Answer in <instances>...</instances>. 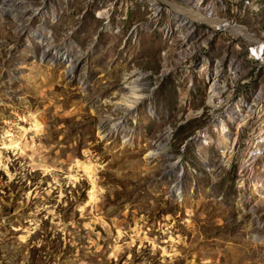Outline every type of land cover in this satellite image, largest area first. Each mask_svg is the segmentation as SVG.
I'll use <instances>...</instances> for the list:
<instances>
[{
  "label": "rangeland",
  "instance_id": "1",
  "mask_svg": "<svg viewBox=\"0 0 264 264\" xmlns=\"http://www.w3.org/2000/svg\"><path fill=\"white\" fill-rule=\"evenodd\" d=\"M26 1V30L0 2V264H264V0Z\"/></svg>",
  "mask_w": 264,
  "mask_h": 264
},
{
  "label": "bare ground",
  "instance_id": "2",
  "mask_svg": "<svg viewBox=\"0 0 264 264\" xmlns=\"http://www.w3.org/2000/svg\"><path fill=\"white\" fill-rule=\"evenodd\" d=\"M0 2H1L2 11L5 14H8V15H11V16L15 17L18 20V22H19V28L21 30H24V29L26 30V28L28 27V26L26 27V23H27V21H30V20H28L29 18H26V15H28V13H33V12L35 13L36 12V9L30 7L29 4H28V2L26 0H0ZM192 15L194 17H198L199 19L205 20V21H210V22L217 21L216 19L213 18V16L211 15V13L210 14H207V15H202L201 17L199 16L200 14H198V13L197 14L196 13H193ZM28 33H29V31H28ZM37 35H38V37L40 36L39 34H37ZM74 60H75V58H74ZM71 63H74V61H71ZM129 83H130V81L128 82V84ZM132 101H134V100L130 98V99L126 100V103L125 104L122 103L127 108L128 111H130L131 108H132V104L130 103ZM37 125H39V124H37ZM101 127H102V131H104L105 128H106L104 126V124Z\"/></svg>",
  "mask_w": 264,
  "mask_h": 264
}]
</instances>
